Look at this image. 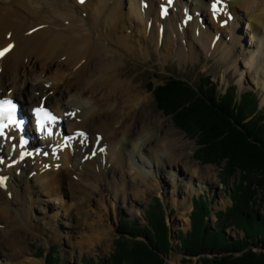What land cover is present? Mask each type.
Returning a JSON list of instances; mask_svg holds the SVG:
<instances>
[{"label": "bare ground", "instance_id": "obj_1", "mask_svg": "<svg viewBox=\"0 0 264 264\" xmlns=\"http://www.w3.org/2000/svg\"><path fill=\"white\" fill-rule=\"evenodd\" d=\"M78 1L0 0V50L13 45L4 60H1L0 69L3 70H0V96H6L10 92V96L12 94L19 98L25 106L45 102L64 118L67 134H74L77 130L85 133V136L72 141L73 147H61L58 155L50 151L43 157L27 154L25 160H19L20 150L12 155L9 152L11 144H8L6 166L0 164V177L7 180L0 187V252H3L0 256L7 260L10 254L4 256L6 247L11 248V257H17L21 252L20 234L24 230L29 232L30 229H38L37 224L34 225L35 220L33 224L32 217L39 210L38 206H41L44 214L49 211L50 207H45L42 196L51 198V203L58 204L55 208L63 209L65 219L72 223L77 218L72 211L74 199L81 198L80 203L86 207V201L98 196L100 199L96 204L103 211L102 187L106 190V195L112 196L115 201H122V204L130 201L134 204L141 203L142 200L134 198L138 194L134 190L140 186L138 183L146 180L148 172L154 174L155 181L157 173L169 168L157 154L160 148L164 150L167 146L171 147L172 155L163 151L162 159H173L172 166L178 167L179 171H184L180 167L189 171L193 167L188 168V162H183L182 158H174L178 147L184 152L188 144L181 141L183 143L178 145L180 141L171 137L165 129L160 135L163 138L158 140L164 145H160L158 150L154 148L157 136L152 132L151 123L141 114L144 102L138 98L140 94L136 92L132 82H127L124 77L125 65H120L124 62L122 54L147 61L152 55L150 47L155 46L158 48H154L155 52L162 61L168 62L172 55L183 60L184 53L187 60L188 56L196 53L192 44L199 43L208 50L204 52L211 56L214 52L220 53L222 48L223 58L233 62L226 63L229 69L239 61V53L234 55L233 50L222 46L229 41H235V44L242 41V38L233 34L235 28L241 30L243 36L250 35L255 42L264 34V0H222L223 10L215 19L210 17L209 0H194L199 3L194 8L185 5L184 0H177L179 19L183 20L184 14L189 12L187 7L197 16L207 13L210 18L205 22L208 24L206 30H202L203 33L199 31V35L183 28L167 36L164 23L175 20L167 17L164 22L160 19V10L157 9L160 0H126V8L121 0H89L84 5H80ZM142 1L145 4L143 12L140 7ZM195 19L198 21V17ZM208 19L228 29L226 32L232 30V40L224 33L225 41L220 40L221 34L217 36L218 42L214 43L216 37L204 33L210 28ZM243 19L245 23H242ZM189 26L192 23L186 27ZM182 32H188L189 36H184ZM173 41L179 44L172 51L170 45ZM164 45L168 50L163 51ZM257 45L253 47H258V50L248 54L250 57L244 64L249 68L248 72L255 68L260 73L259 81L264 87V45ZM188 46H191L190 55L183 49L189 51ZM119 50L121 53L116 52ZM246 52L244 46L240 56H244ZM226 74L224 81H227ZM99 138L100 144L95 148V142ZM42 141L51 144L46 138ZM37 144L36 141L30 142L31 148ZM70 158L71 165L66 167V171L58 170L59 165H68ZM33 178L34 183H31L30 179ZM34 185H38L35 195L32 191ZM12 188L15 190H11ZM39 194L37 201L36 196ZM63 199L69 205L62 203ZM182 200L184 202L186 198ZM173 204H176L175 199ZM187 204L191 205L190 201ZM187 204H184L185 207ZM53 220L56 222L55 215ZM53 220L47 224L46 229L54 232L56 237L61 229L55 226ZM98 225L99 220L95 227L90 228L91 234L83 233L87 238L84 243L88 248L99 243L106 235V231L97 229ZM0 264H3L2 260Z\"/></svg>", "mask_w": 264, "mask_h": 264}, {"label": "rangeland", "instance_id": "obj_2", "mask_svg": "<svg viewBox=\"0 0 264 264\" xmlns=\"http://www.w3.org/2000/svg\"><path fill=\"white\" fill-rule=\"evenodd\" d=\"M121 1L125 3L124 8L128 7L126 0ZM86 2H89V0ZM86 2L78 3L84 5ZM184 3L191 8L199 4L194 0H184ZM190 7H188L190 11L186 14L190 12L193 14ZM172 14L169 15V18H174L175 21H164L165 36L185 27L183 22L186 17L183 20L179 19L178 8ZM205 16L207 17V13ZM201 19L203 20V18L199 19L201 26L195 19L192 26H189L186 30L193 31L196 35H199L197 30L203 33L202 30H206L205 27L208 24L201 22ZM244 19L242 23H245ZM208 29L204 33L207 32L215 37L222 34L220 39L222 41L226 39L224 33H227L229 38L230 36L233 37L232 30L228 33L226 32L228 29L216 25L211 20ZM127 32L128 30L125 33L127 34ZM182 34L186 37L189 36L188 32H182ZM233 34L242 38V41L239 44H235V41H229L222 46L227 47L228 50H233L234 55H238L237 52L239 53V61L235 63L234 67L231 65L229 69L226 63L231 64L233 62H228L223 58L222 48L220 53L217 54L212 51L214 53L211 56V54L204 52V50H208L203 44L199 43L192 44L196 50L193 55H190L191 46H188L189 51L183 48L190 55L185 60L186 55L184 53V61L176 55H172L171 59L169 57L168 62L162 61L159 54L155 52L157 48L155 46V49L150 47L152 52L149 48L152 55L147 61L141 59L139 61L122 54L124 62H121L120 65H125L123 67L124 77L127 82H132L136 92L140 94L138 98H141V101L144 102L141 114L146 117L148 123H151L152 132L157 136L154 148L158 150L160 145H164L163 142L159 143L158 141L163 138H160L163 129L167 130L171 137L180 141L178 145L183 143L181 141H185L188 147L184 152L178 147L174 153V158H182L183 162H188V168L193 166L190 171L183 167H180V169L182 168L184 171H179L178 167L172 166L173 159L171 161L167 158L163 160V151L172 155V149L168 146L164 150H160V148L157 154L161 156V160L169 168L160 173L155 171L157 173L155 181L153 180L154 174L148 172L146 180L138 183L140 186L134 189L138 194L134 198L142 200L141 203L134 204L130 201V203L122 204V201H115L112 196L106 195V190L102 187L101 193H104L103 211L97 207L96 203L100 199L98 196L86 201L87 208L80 203L81 198L74 199L72 211L77 218L75 219L76 222L74 220L72 223L65 219L63 209L55 208L58 204H53L51 198L42 196L41 200L45 202V207H50V209L44 214L41 206H38L39 210H36L32 216L33 224L35 220L34 225L37 224L38 229L37 227L36 229L32 228L33 230L30 229L29 232L24 230L20 234L21 237L19 236L22 241L19 244L21 245L20 254L17 257H11V248L6 247L4 256L10 254L9 260L0 256V261L2 260L3 264H204L205 261L211 264L217 262L227 264L229 260H232L236 264H264V260H259L262 259L259 256L264 252V238L261 234L256 235L255 240L254 238H248L250 232L257 227L254 226V229H248L249 223H247V227H236L230 225L229 221L226 220L227 218H225L229 214L228 212L234 209L235 202L242 203L243 196H251V210L261 211L260 215L264 217L262 212V209H264V169L259 166L243 165L248 151V149H245L247 145L237 144L234 141L236 139L229 138L227 133L217 131V128L214 127V125L216 126L215 121L209 120L202 110L196 112L191 109V105L188 103L185 108H190V111H188L191 114L178 116L181 112L187 113L185 108L171 105L172 113L170 110L168 112L164 111L159 108L158 95L155 94L156 88L166 84L171 85V79L174 78L188 83L194 92L198 90L197 87L200 85L205 88L211 86V82L215 86L217 99L222 100L226 92L233 88L236 100H234V103L239 104L243 97L252 100L255 108L251 112H247L250 115L249 120L258 119L257 124L261 121L264 123V87L259 81L260 73L255 68L250 69L248 72L247 69L249 68L244 64V61L250 57L251 52L258 50V47L254 48L253 45H257V43L264 45V34L261 35L263 39L258 40L257 38L256 42L250 35L243 36L241 30L237 28H235ZM232 37L229 40H232ZM176 44L179 43L173 41L170 45L172 51ZM244 46H246L247 52L241 57L240 54ZM162 48L163 51L168 50L165 49V45ZM116 52L121 53L120 50ZM0 70H3V68ZM225 74L227 75V81H224ZM180 92L182 93L181 90ZM204 92L206 91L203 90ZM170 99L172 101V98ZM166 107L168 108V106ZM261 127V130L257 129V132H259L256 133L257 135H253L251 141L254 142L255 138H264V126ZM144 135H146V132ZM139 138L141 140V136ZM146 153L149 154V152ZM205 155H207L206 158ZM70 165L71 158L68 165H59L58 170L65 172L66 167ZM150 171H153V168H150ZM137 179L135 180L136 183ZM34 180L35 178L30 179V182L34 183ZM37 186L32 187L34 195L38 192ZM94 188H96V185H94ZM11 190L15 189L12 188ZM39 197L40 194L36 196L37 201ZM184 197L186 201L182 202ZM64 199L62 203L66 202V206L69 205L67 200ZM174 199L176 204H173ZM188 201L191 203L189 206ZM205 203H209L208 215H205L202 219L198 217L196 222L193 223L192 212L196 211L197 205ZM184 204H187V206L185 207ZM157 205L162 208L159 209ZM221 213L228 223H220L219 215ZM257 213L259 215V212ZM54 215L56 216V222L53 220ZM237 216L238 214H234L231 217L236 218ZM52 220L55 226L61 229L60 234L56 233L58 234L56 237L53 235L54 232L46 229L47 224ZM97 220H99L97 229L106 231V235L99 243H95L91 248H88L89 246L84 243L87 240L84 234H91L90 228L95 227ZM254 222L252 220L251 223ZM236 242L241 244L237 247L239 250L233 251L225 248L227 250L224 251L223 244ZM222 260H227V262H222Z\"/></svg>", "mask_w": 264, "mask_h": 264}, {"label": "trees", "instance_id": "obj_3", "mask_svg": "<svg viewBox=\"0 0 264 264\" xmlns=\"http://www.w3.org/2000/svg\"><path fill=\"white\" fill-rule=\"evenodd\" d=\"M171 80V85L166 84L165 86L156 88L155 94L158 95L157 103L160 109L167 112L170 110L172 113L171 105H176V107L179 108H185V105L190 103L191 109L195 110L196 112L202 110V112H204V114L209 120L215 121L216 126L214 125V127L217 128V131L223 133L225 132V134L227 133L229 138L231 137V139H236L233 140L237 144L247 145L248 148L245 146V149H248V151L246 157L244 158L245 161L243 162L245 164L243 165L257 167L259 166L264 169V138H255L254 142L251 141L253 135L255 136L257 135L256 133L259 132H257V129L261 130V126H264V123L262 121L257 124L258 119L249 120L250 115H248L247 112H251L252 109L255 108V105L252 100H247L245 99V97H243L239 104H237V102L234 103L235 97L233 93V88L230 89V91L226 92V95L222 97V100L219 98L217 99L215 95V86L211 82V86L205 88L203 85H200L197 87L198 90L194 92V90H192L193 88L190 87L188 83L182 82L181 80H177L176 78ZM180 90L182 91V93L180 92ZM203 90L207 91L205 92L206 94L203 93ZM170 98H172V101ZM166 106H168V108ZM185 110L187 111V113L181 112V114H179L178 116H188V114H191V112H189L190 108H185ZM252 114L254 115V113ZM260 145H262L263 147H261ZM206 157L207 155H205V158ZM250 199L251 196H243L242 203L235 202L236 205L234 206V209L230 210L228 212L229 214L225 216V218H227L226 220L229 221L230 225H234L236 227H247V223L250 224L248 225V229H254V226L257 227L254 231L250 232L249 238H256V235L258 234H261L262 238H264V217L260 215L261 211L257 210V212H259V215H257L258 213L255 212L256 210H251ZM157 206L159 207V209L162 208L160 205ZM209 208V203L197 205L196 211L192 212L193 223L194 221L196 222V219L198 217L202 219L205 215H208ZM161 211L163 213L162 209ZM262 212L264 213V209H262ZM234 214H238V216L240 217L237 216L236 218H232L231 216ZM219 219L220 223H228L225 221L222 213L219 215ZM252 220H254L255 222L251 223ZM158 239L161 240L160 237H158ZM233 244L234 245L228 244L229 246H227V244H223L222 247H224V251L226 250L225 248H230L233 251L239 250L237 249V247L241 244H239V242ZM259 257L262 258L259 259L260 261L264 260V253H262ZM222 262H227V260H222ZM206 263L211 264L208 261L204 262V264ZM213 264L223 263L217 262ZM227 264H236V262L229 260Z\"/></svg>", "mask_w": 264, "mask_h": 264}, {"label": "snow or ice", "instance_id": "obj_4", "mask_svg": "<svg viewBox=\"0 0 264 264\" xmlns=\"http://www.w3.org/2000/svg\"><path fill=\"white\" fill-rule=\"evenodd\" d=\"M79 2L84 3V0H79ZM168 3L171 4L172 0H168ZM221 4L222 0H215L212 5L214 13L223 10ZM12 47L13 45L10 44L7 48L0 50V58H3L9 51H11ZM35 111L38 118V124L42 131L45 129V121L55 122L57 119L51 112L47 111L44 108H38ZM15 114L16 105L11 100H0V135H3V129L6 128L8 124H15L19 126L20 122L16 120ZM5 120H7V123H5ZM47 131L49 135L52 134L51 128H48ZM24 143H26V141L21 139V146H23ZM21 158H23V155L21 156ZM4 182L5 178L0 177V187L4 186Z\"/></svg>", "mask_w": 264, "mask_h": 264}]
</instances>
